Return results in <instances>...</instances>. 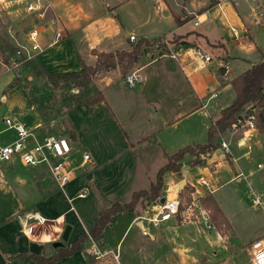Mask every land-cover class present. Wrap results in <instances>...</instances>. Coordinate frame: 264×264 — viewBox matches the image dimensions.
<instances>
[{
	"label": "crops",
	"instance_id": "crops-1",
	"mask_svg": "<svg viewBox=\"0 0 264 264\" xmlns=\"http://www.w3.org/2000/svg\"><path fill=\"white\" fill-rule=\"evenodd\" d=\"M150 1L152 6V0H46L51 7L49 10L50 15H55L58 23L46 21L43 24V31L40 35V44L43 50L36 58L38 64L48 73L69 74L79 71L83 65L94 66L96 55L93 51H130L131 44L135 41L129 40V34H134L135 38L145 37L148 40L157 38L159 34L161 36L165 34L166 39L171 38V36L179 39L177 42H166L168 52L148 59L135 67L134 70L140 75L135 85L129 86L118 74L113 76L107 74L105 77L108 80L105 81L100 89L103 96L101 101L92 105L82 103L66 113L67 115L75 114L72 121L69 119L66 121L69 128L68 133L62 134L70 139L73 164L78 165L81 162L82 153L85 152L90 155L89 162L85 166H78L75 176L66 185L69 186V189L79 188L82 185V189L79 188L74 196L69 197L65 189L66 186L60 189L56 185L67 198V202L70 203L67 210L73 208L71 205L73 198H86V190H90V192L100 191L106 185L111 186V189L114 190L118 186L129 182L130 179L132 187H135L131 198L134 192L148 190L151 184L155 183L158 170L167 163L168 156L186 145H195L191 142H188V144L183 143L181 141L184 139L181 138L179 141L181 144H178L180 148L177 151L174 150L175 152L171 154H167L165 150L167 148L165 145L162 146V142L159 139L160 132L168 128H176L180 124L179 122L195 114L208 117L212 124L220 116L222 109L227 107L234 97L231 85L232 79L249 68L251 64L260 61L264 57V48H259L256 43L249 41L250 36H248V33H242V28L243 26L245 27L243 16L240 19L239 11L234 10V8L236 9L239 6L240 1L238 6L234 7L228 0H224L222 4L215 0L210 8L199 14L189 11V13H194L195 15L192 19L185 21L183 17L177 18L179 19L178 23L172 19L171 21H169L170 19L161 21L158 18L156 9L154 12L156 19H151L149 16H146V19L136 18L135 15H138V13L133 10H141V7L153 8L150 6ZM258 1L264 7V0ZM243 2L247 6V18H245L248 22L246 23L250 25L252 15L249 8L250 4L245 0ZM217 6L218 8H214ZM212 8H214L215 14L221 10L228 24L232 20L239 23V28L230 24L229 29L232 39L238 45L237 51L228 47L222 35H216L206 28L197 29L203 22L209 20ZM196 19L199 20L198 25H194ZM160 21L166 23V25L169 22L168 31L165 32L161 29ZM132 22L135 23V26ZM132 25L133 27H131ZM148 25L152 26V28L149 30L151 32L146 34L142 30ZM232 27L239 29L240 34L237 37L233 35ZM249 27L252 30L255 26ZM156 29V34H150ZM56 31L61 33L63 37L52 43ZM215 45H218V47ZM197 46L211 55L212 61H204L197 56L194 51ZM250 52H258L259 58L250 59ZM162 58L167 59V63H163L160 69H152V65L159 62ZM222 63L228 66L227 73H224L225 69L220 67ZM231 63L239 66L240 70L229 77ZM13 79L12 71H0V107L3 104L6 105L5 111L2 112L0 117L2 119L10 117L27 127H35L36 131L41 135L42 133H48L47 125L43 124L41 114L29 102L24 88L18 85L11 89L7 88V85ZM216 114L217 116H215ZM211 124L206 126V128L209 129ZM5 130L9 131V135L2 143L0 142V146L12 141L16 136L15 131L8 129L6 125ZM262 136H264V133L259 131L257 121V130L253 132L252 142L257 146L259 141L257 138ZM78 145H84V150L81 151ZM155 145L159 149H161V145L164 151H159ZM142 146L148 147L154 152H160L159 155L161 157L157 163L148 165L144 169L141 166L142 162L140 163L139 161L141 158L136 153V149ZM237 148L244 149L238 146ZM218 151L221 150L217 149L216 145L214 153L210 157L208 154V157H205L207 161L203 165L212 164L215 167L213 173L207 174L208 179L211 183L214 182L213 174L218 173L221 167H224L225 170H230L232 166L233 174L229 176L227 181L235 178H237L236 181H239V177L234 172L237 174L240 172L244 173L237 165L238 158L244 155L241 154L238 157H234L232 154L226 160L225 156L222 155V151L220 153ZM161 152L165 155H162ZM117 156H119L118 159H116ZM192 157L186 153L183 159L179 161V169L188 170L190 167L184 166V163ZM1 163L4 164V168L2 167L3 165H0V252L6 260V264H16L20 258L31 260V258L26 256L11 258L14 255L30 254V251L25 249L23 252L22 248H20L19 242L25 234L18 229L17 224L13 220L15 213L30 210L31 208H25L30 204L34 205L37 203L42 206L43 212L41 214L45 217L62 220L58 229L60 230L58 237L62 238L64 244L57 248L68 247L65 244L72 227L63 223L64 213L67 210H61L60 212V205L52 210V205L45 207V204L47 205V201H49L48 196L51 197V185L55 184L50 179L48 171L44 169L36 173L22 172L19 169L21 166H29L23 165L18 159L0 160ZM16 163H19V165ZM13 164L16 165L12 167ZM196 167L199 170L196 174L203 172L202 165L191 166V168ZM105 169L106 172L104 173ZM78 171L79 173H77ZM174 173L172 171L164 173L162 192L165 191V186L169 178L172 179V174ZM215 177L219 181L218 176ZM31 186L38 191L39 197L29 195L32 193V189H27H30ZM214 186L215 184L212 185V194L215 197L217 189ZM80 191L84 192L83 197L77 196ZM162 192L159 199L164 194ZM70 198L71 201L68 200ZM4 202H8V204L5 208H2L1 203ZM112 202L114 203V201ZM219 207L223 212L220 205ZM101 211L99 210L98 216ZM181 213L183 215L184 211H181ZM48 214H53L54 216H47ZM123 214L124 212L115 214L105 226L103 237L97 240L100 246L115 252L116 248L119 249L125 232L128 229L131 231L136 224L139 226L138 222L141 221V230H143V232L141 231L143 233L141 239L143 241L150 240V242L148 243L147 241V244L143 246L144 255L139 262L141 264H155L158 254L162 252L161 235L159 234L161 232L158 226L165 221L154 225L146 220L150 218L149 216L141 215L138 216V220H134L131 217H123ZM98 216L91 225L88 227L83 226L84 235L89 234ZM175 217L177 215L172 218ZM114 221H117L116 227L120 221L122 222L116 230L111 231ZM150 224L154 229L149 226ZM108 230L110 236H106ZM116 232L118 233L115 234ZM115 235L116 237L119 235L116 242ZM105 238H108V240L105 241ZM136 238L139 239L135 237L134 240ZM57 243L58 241L52 242L53 245ZM114 243L115 248L112 246ZM57 248H46L47 254L41 255L45 257L51 256ZM133 249L135 250V248Z\"/></svg>",
	"mask_w": 264,
	"mask_h": 264
},
{
	"label": "rangeland",
	"instance_id": "rangeland-1",
	"mask_svg": "<svg viewBox=\"0 0 264 264\" xmlns=\"http://www.w3.org/2000/svg\"><path fill=\"white\" fill-rule=\"evenodd\" d=\"M223 1L224 0L220 1V4H222ZM239 1V6L236 9L234 7L233 8L234 10L239 11L240 19H242L241 16H243V23L247 28L248 36H250L248 40L256 43L259 48H264V20L261 26L253 27L251 30L248 23H246L248 22L246 19L247 6L243 2L244 0ZM214 2L215 0H152V6L151 1L150 6L154 9L150 7H141V10L136 9L133 11L138 13V15L136 14L135 17H139L140 19H146V16H149L151 19H156L154 13L156 9L158 18L161 19V21H164V19H170L169 21H171L172 19L176 22V19L179 17H183V19L187 21L195 16L194 13L199 14L205 11L207 8H210ZM24 3L25 0H1L0 2V71H12L14 78L17 80L19 79L18 86H22L24 88L29 102L32 104L34 109L41 114L44 122L43 124L47 125L49 134L62 135L64 133H68L69 128L67 127L66 121L67 119L72 121L75 114L67 115L66 113L82 103L87 104L89 99H91L93 96H96L97 93L100 92V89L102 88L105 81L108 80L105 77L107 74H110V76L118 74L125 81L126 75L135 71V67L146 62V60L150 58L159 56L160 52L165 51L166 42L179 41L178 37L171 36V38L166 39L165 34L162 36L159 34L157 35L158 39L154 38L157 39L156 41H154L153 38L149 40L154 41L151 45L144 43L141 44L139 47V61L138 63L134 64V67H132L125 76L121 74L122 69L116 67L115 69L106 71H97L89 78L86 84L80 83L82 76L79 78L65 79L56 77L51 79L47 78L45 73L46 70L38 64L36 57L27 59L25 61H20L17 68L13 67L12 63L10 62L11 58L14 59L16 57L14 56L15 50L20 47L16 44V40L22 46L28 45L26 30L33 24H44L46 21H51L53 16H51L48 12L41 21L32 19V17L27 15L25 12ZM214 8H218V6ZM214 8H212L210 11L211 13L209 20L203 22L197 27V29L206 28L216 35H222L224 40H226L228 47L237 51L238 45L236 44V41L232 39L229 29L230 24L239 28V23L232 20L230 24H228L222 15V11L219 10V12L215 14L216 12ZM189 11H193L194 13H189ZM132 24L134 25L135 23L132 22ZM133 25L131 27H133ZM160 26L165 32L169 30V22H167V25L166 23L161 22ZM151 28L152 26L148 25L143 28L142 32H146L147 34L148 32H151L149 31ZM156 31L157 29L152 31L150 34H156ZM138 39L139 38L136 37L135 39L131 40L135 41L131 44V49L133 48V44H135ZM22 46L19 48L21 51L24 50ZM215 46L218 47V45ZM258 56V52H250V59L259 58ZM166 61L167 59L165 58L160 59L159 62H156L152 65V69H160L163 63H167ZM230 67L231 72L229 77L235 75L240 70L239 66L236 64L231 63ZM5 109L6 105L3 104L0 107V116L2 112L5 111ZM215 116H217V114ZM0 123V142L2 143L3 140L8 137L9 131H4L5 125L2 122V117H0ZM179 123L180 124L176 128H168L160 132L159 139L162 142V146L165 145L167 148L165 149L167 154L177 151L180 148V145L178 144H181V142L186 144H188V142L193 144H203L207 142L208 128H206V126L211 124V121L208 117L195 114ZM221 137L230 141L229 148L234 157H238L241 154L244 155L239 157L237 160V165L240 167V170L244 172L243 177H239V181H236L237 178L227 181L229 176L233 174V167L231 166L230 170H225L224 167H221L218 173L213 174L215 181L212 182V185L215 184L214 187L217 189L215 191V197L212 193L202 194V196L193 194L194 187H192L190 183L194 181L196 176H198L196 173H198L199 170L197 167L191 168V166H199L206 163L207 160L205 157L207 154L210 157L212 153H214V149L201 154L200 158H195L194 156L192 157V154L188 153V155L192 158L187 160L184 163V166L190 167L188 168L190 172L186 169H179V171L172 174V179L169 178V181L165 187L168 185H173L174 189V185H176L177 188L180 189L179 193L182 191L183 187H185L183 193L180 194L181 205L185 206L184 210H188L189 206H191L192 208L190 211L193 214L190 215L189 218H186L184 217V214L182 215V213H180V216L178 214L175 218L171 217L170 219L165 220L163 224L158 226L159 231L161 232L159 234L161 235L162 252L158 254V259L155 264L250 263L249 244L256 237L264 234V136L261 138L258 137L257 139L259 141L257 146L254 144L253 149L246 154L245 149L237 148L235 140L236 137L232 134V130L228 129V127L224 128L221 132H217L214 145H218L217 143ZM181 138L184 140L179 143ZM78 146H80L79 148L81 151L84 150V145V147L81 145ZM162 146L160 145L161 149H159V147L155 145L159 151L163 152L164 148ZM136 153L141 158L139 161L140 163L142 162L141 166L143 169L148 165L157 163L161 158L159 155L160 152H154L152 149L145 146L137 148ZM118 158L119 156L116 157V159ZM225 158L228 160L229 157L225 156ZM257 163H261L263 166L261 168H257ZM16 164H13L12 167H14ZM0 165H3L2 167L4 168L3 163ZM17 165H19V163ZM214 168L215 167L212 164L209 165L211 173H213ZM19 169L26 173H36L44 169L48 171V168L45 164H38L36 166L29 167L21 166ZM105 172L106 169L104 170V173ZM77 173H79V171ZM234 174L237 175L235 172ZM215 176H218L219 181ZM183 182L185 183L182 185ZM51 187L52 189L50 194L52 198L48 196L49 201H47L48 204H45V207L52 205V210L60 205V212L61 210H67L70 206V203L67 202V198L62 194L56 184L51 185ZM81 187L83 188L82 185H80L79 188ZM77 188L78 187L75 189H69V186H66L65 189L68 196L71 197L74 196L79 190V188ZM31 189L32 193L29 195L39 197L37 194L38 191L35 188L33 189L32 186L27 190ZM134 190L135 187H132L130 179L129 182L118 186L114 190L111 189V186L106 185L105 188H102L100 191L97 190L90 192V190H86V198H73L71 203L73 208L67 210L64 213L63 223L72 227L65 246H69L74 239L84 235L83 226L88 227L91 225L94 219L98 216L99 210H103L108 207L110 203H113L112 201L119 203L129 202L131 199V194ZM252 190L262 195L261 205L255 206L252 204ZM162 193H166V188ZM210 195H212L215 200L217 199L223 210V214L227 219V222L224 221V223H222V220L217 218L211 209H208L202 205L201 199L208 198ZM158 199H154L152 201H150L151 199L139 200L132 212L127 210L123 211V217H131L134 220H138V216L145 215L151 218L156 207H158ZM7 204L8 202L1 203L2 208H5ZM25 208H31L30 210H39L40 213L43 212L42 206L38 205L37 203L34 205L30 204ZM202 211H206L209 216V222L211 224L210 228L204 224ZM47 216L54 215L48 214ZM146 220H148V218ZM61 221V219H58V226L61 224ZM116 222L117 221H114L111 231L116 230L122 221H120L117 227ZM149 226L154 229L151 224ZM59 231L60 230H57V233L51 235L49 242L48 240L42 242L37 240L35 241L31 236L28 237L27 235H24L19 242L20 248H22L23 252L26 249L30 251V253H39L40 255H45L47 254L46 248L52 249L57 248L60 245L63 246L64 241L61 237H58ZM141 231L143 232V230H141L136 224V226H134L131 231L128 229L125 232L123 239L120 242L119 249L116 248L115 250V253H117V259H115L112 254H110V256L104 260H92V256H90L88 253L90 241L88 240V235H86L87 239L83 243V249L76 250L71 255L63 256L50 264H87L89 261H92L94 264H141L139 261L144 255L143 246L147 244V241L148 243L150 242V240L143 241L141 239L143 236ZM117 233L118 232L115 234ZM119 235H121V233H119ZM119 235L118 237L115 235V242L118 240ZM106 236H110L109 230L108 233L106 232ZM135 237H138L139 239L136 238L134 240ZM107 240L108 238H105V241ZM51 241H58V243L53 245ZM112 246L114 247L115 243ZM133 248H135V250ZM56 252L57 251H55L53 255L56 254ZM36 263L40 264L38 262ZM16 264H34V262H32V259L30 260L27 258H20Z\"/></svg>",
	"mask_w": 264,
	"mask_h": 264
},
{
	"label": "built area",
	"instance_id": "built-area-1",
	"mask_svg": "<svg viewBox=\"0 0 264 264\" xmlns=\"http://www.w3.org/2000/svg\"><path fill=\"white\" fill-rule=\"evenodd\" d=\"M222 0H218L220 2ZM234 7H237L239 0H228ZM250 4L251 12V27H259L262 25V20L264 18V7L258 0H245ZM1 2V0H0ZM25 12L27 15L32 17V19H37L41 21L45 15L51 9L50 4L46 0H25L24 3ZM197 18V17H195ZM53 23H58V19L55 15L52 16ZM199 20L194 21V25H198ZM10 30V28H9ZM242 33H247V28L243 26ZM43 31V24H33L26 30V38L28 45L22 46L17 40L16 44L24 48L20 50L17 48L15 50L16 56L14 59H10L12 66L17 68L20 61H25L27 59L35 58L42 50L43 47L40 44V35ZM231 31L235 37H237L240 32L239 29L234 27ZM63 37L58 31L55 32L53 42L60 40ZM129 40L135 39L134 34L128 35ZM195 54L201 57L204 61H212L211 55L204 52L200 47H195ZM221 66L225 69L224 73H227L228 66L224 63ZM140 75L137 71H133L127 74L125 77V82L131 86L139 80ZM3 123L8 129H13L15 131V138L0 146V160L5 159H18L20 163L28 166H36L38 164H45L49 171L50 179L60 188L63 189L69 181L75 176V171L78 166H85L89 160V153H82L81 162L78 165H74L71 159L72 146L70 140L62 135H54L49 133H42V135L36 131L35 127H27L24 124L11 119L10 117H5L2 119ZM257 111L256 108L251 104H248L242 110L240 116L233 122L228 129L232 130V134L236 137V145L238 147H243L246 152H250L254 143L253 132L257 130ZM217 149L222 151L223 156H232V152L229 148L230 141L224 138H220L217 143ZM210 164L202 165L203 172L198 174L191 182V186L194 187V193L198 196L202 193H212L213 187L211 181L207 178V174H210L209 169ZM257 168H261L263 165L257 163ZM238 177H243V173L237 174ZM168 185L166 187V193H164V201L160 202L157 200L158 207H156L155 212L151 218L147 221L157 225L162 221L168 220L173 216L180 213L181 200H180V189L176 185ZM201 188V190H200ZM78 197H83L84 192L80 191L77 194ZM194 196V195H193ZM71 201V198L68 199ZM252 204L261 205L262 195L252 190ZM191 206L188 210H184V217L189 218L193 213L190 211ZM14 220L18 226V229L27 235L32 237L35 241H49L52 234L56 233L59 229L58 219H49L42 215L37 210H26L21 213L14 214ZM202 218L204 224L209 228L211 224L209 222V216L206 211H202ZM88 239L90 240V247L88 253L92 256L93 260H104L107 259L110 254L117 259V253L112 250L104 249L100 246L99 242L92 238L89 234ZM249 254H250V264H264V234L253 239L249 244Z\"/></svg>",
	"mask_w": 264,
	"mask_h": 264
},
{
	"label": "trees",
	"instance_id": "trees-1",
	"mask_svg": "<svg viewBox=\"0 0 264 264\" xmlns=\"http://www.w3.org/2000/svg\"><path fill=\"white\" fill-rule=\"evenodd\" d=\"M179 19H176L178 23ZM158 39V38H157ZM157 39H154L156 41ZM154 41H149L145 37L140 38L130 51H115V52H97L93 51L96 55V63L94 66L83 65V67L76 72L69 74H54L45 72L47 78H79L82 76L81 84H86L89 78L94 75L97 71L100 70H110L119 67L122 69L121 74L126 75L128 71L134 67V64L139 61V47L141 44L151 45ZM168 52L167 49L159 53V56ZM152 59V58H150ZM126 64V65H125ZM19 80V79H18ZM16 78H14L8 85L7 88L11 89L14 86L19 84ZM232 89L234 92V97L231 103L222 109L220 116L211 124L208 129L207 142L204 144H195V145H186L183 148L179 149L174 154L168 156L167 163L162 166L156 175L155 183H152L148 190H140L134 192L131 200L126 204H120L119 202H114L109 205L107 208L102 210L99 213V216L89 231L90 236L96 240H100L103 237V229L111 221L113 215L125 210L132 212L139 202L143 199L154 200L160 196V190L163 185V175L167 171L177 172L179 171V161H181L186 153H191L195 158H200V155L209 152L212 149H215L214 141L216 138L217 132H221L224 128H229V126L235 122V120L240 116L244 107L248 104H251L256 108L258 116V129L264 133V57L253 64L246 70H244L237 77L231 81ZM91 98V97H90ZM103 99L101 92H98L96 96H93L87 104L92 105L96 102H99ZM196 149V150H195ZM185 187H183L180 194L183 193ZM201 203L204 207L211 209L215 216L222 220V223L227 222L223 212L221 211L217 201L213 198L212 195L208 198H202ZM185 206L180 207V210L183 211ZM180 211V213H181ZM179 213V216H180ZM87 239L86 235L78 237L73 241L68 247H59L57 252L54 255L45 257L37 253L30 254H19L14 255L11 258L15 257H29L34 263L38 262L40 264H50L63 256H69L74 251L83 249V243ZM88 264H94L92 261H89Z\"/></svg>",
	"mask_w": 264,
	"mask_h": 264
},
{
	"label": "water",
	"instance_id": "water-1",
	"mask_svg": "<svg viewBox=\"0 0 264 264\" xmlns=\"http://www.w3.org/2000/svg\"><path fill=\"white\" fill-rule=\"evenodd\" d=\"M219 153L221 151H218ZM185 182L182 183V185L184 184ZM164 201V197L162 196L160 198V202H163ZM138 225L140 226V229H142V225H141V221L138 222ZM0 264H6V260L4 258V256L2 255V253L0 252Z\"/></svg>",
	"mask_w": 264,
	"mask_h": 264
}]
</instances>
